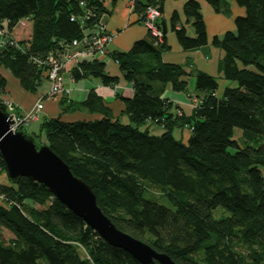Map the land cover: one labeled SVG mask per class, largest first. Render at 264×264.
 Returning <instances> with one entry per match:
<instances>
[{
	"label": "trees",
	"instance_id": "1",
	"mask_svg": "<svg viewBox=\"0 0 264 264\" xmlns=\"http://www.w3.org/2000/svg\"><path fill=\"white\" fill-rule=\"evenodd\" d=\"M204 1L214 12L230 15L225 1ZM233 1L244 15L234 18L233 32L211 41L222 51V78L236 83L221 97L214 76L164 62L170 49L166 35L159 40L147 30L128 51L109 53L119 76L99 61H82L71 70L75 82L88 79L112 89L121 79L129 84L130 98L115 93L127 124L90 90L81 102L58 98L60 115L82 111L99 118L65 122L59 115L39 118L36 133H28V125L19 128L41 144L43 138L92 189L117 229L175 264H264V0ZM164 2L133 0L132 11L143 23L146 9L156 8L161 30ZM104 12L99 0H0V30L8 33L0 44V67L35 94L49 82L48 57L63 53ZM182 15L192 36L177 12L168 20L179 47L206 46L199 3L186 1ZM5 86L0 76V94ZM168 86L195 99L189 114L163 97ZM183 129L189 132L185 142L175 136ZM217 208L229 214L215 218ZM2 230L11 237L4 239ZM0 264L140 263L104 242L47 188L26 178L10 181L0 159Z\"/></svg>",
	"mask_w": 264,
	"mask_h": 264
},
{
	"label": "crops",
	"instance_id": "2",
	"mask_svg": "<svg viewBox=\"0 0 264 264\" xmlns=\"http://www.w3.org/2000/svg\"><path fill=\"white\" fill-rule=\"evenodd\" d=\"M105 12L100 16V23L105 26L106 30L114 36L111 44L107 45L109 53L114 51L126 52L128 51L134 42L140 39H144L147 36V30L143 23L138 22V16L129 8L126 0H99ZM188 0H165L163 7V18L166 23V43L170 47L169 52H175L174 56H168L166 52L162 55V60L167 63L178 64L187 69L198 70L207 73L201 66H195L194 62H197L201 57L205 59L211 52V41L213 37L221 38L223 34L227 31L233 32V18L232 16H225L221 13H216L204 0H195L200 5V12L203 16V20L206 27V46L190 51H183L174 36L170 31L168 20L173 12H177L180 22L185 24V19L182 15V8L185 2ZM227 3L230 2V6L233 10H236L237 14L243 16L244 9H235L233 0H223ZM209 22V24H208ZM186 33L190 36L193 34L192 28L186 23L185 25ZM208 26H210V31L208 32ZM222 56V54H221ZM209 58H207L208 60ZM106 71L111 75H120L118 68L113 62L107 63L105 65ZM208 74V73H207ZM0 76L5 80L6 86L4 90L5 96H7L14 104V112L17 115H25L28 113L39 100L43 104L42 112L40 113V118H56L60 115V110L58 107V98L48 97L47 92L50 89V82L43 83L35 94H30L24 91L18 84V81L11 75V73L0 67ZM66 86H70L72 91L68 98L72 101L81 102L86 99L90 90L94 92L103 100L104 105H106L112 112L113 117L120 120L121 123L127 124L128 120L126 116L122 115L123 104L116 98V91L120 96L124 98H130L133 94L132 88L129 84L125 83L122 79L116 85L114 89L102 86L99 82L93 80H80L70 84L67 80L64 83ZM192 94V93H191ZM190 95V94H189ZM163 97L167 99L173 106H179L180 109L188 111L190 108V102H195L194 98L188 97V100H183L179 96L175 97L170 87L168 86L163 94ZM36 101V102H35ZM194 104V103H193ZM61 120L65 122H75V121H89L99 118L97 115H90L85 112H74L66 113L60 115ZM34 128L28 129V133H36L38 131L39 124L36 122L33 124ZM182 131L178 130L177 136H181ZM187 131V130H186ZM155 134H160L158 130L155 129ZM183 134V142L189 137V132Z\"/></svg>",
	"mask_w": 264,
	"mask_h": 264
},
{
	"label": "water",
	"instance_id": "3",
	"mask_svg": "<svg viewBox=\"0 0 264 264\" xmlns=\"http://www.w3.org/2000/svg\"><path fill=\"white\" fill-rule=\"evenodd\" d=\"M162 34L166 23L160 22ZM0 102V159L10 181L26 178L48 189L108 245L122 249L140 264H175L166 254L120 231L97 206L92 189L74 176L52 150L22 131H11L13 121Z\"/></svg>",
	"mask_w": 264,
	"mask_h": 264
},
{
	"label": "built area",
	"instance_id": "4",
	"mask_svg": "<svg viewBox=\"0 0 264 264\" xmlns=\"http://www.w3.org/2000/svg\"><path fill=\"white\" fill-rule=\"evenodd\" d=\"M129 8L133 10V0H126ZM90 15L86 13V17ZM159 17V12L154 7H148L145 12V19L143 22L146 30L158 38L162 37V32L155 25L156 19ZM7 29L4 27L0 30V44H3V38L8 37ZM113 35L109 33L105 26L98 21L90 29L83 31L80 39L73 40L64 46L63 53L59 56L50 55L47 60L48 80L50 82V89L47 92L48 97L60 98L62 95L69 96L72 88L66 86L65 80L70 84L74 83L71 76V70L79 65L82 61H99L104 63L112 62L109 58L107 49L108 43L111 41ZM0 102L6 107V112L10 115L13 124L11 130L19 129L22 125H28L31 122L38 121L39 114L43 109L41 100L25 115H17L14 112V104L6 96L0 94Z\"/></svg>",
	"mask_w": 264,
	"mask_h": 264
},
{
	"label": "rangeland",
	"instance_id": "5",
	"mask_svg": "<svg viewBox=\"0 0 264 264\" xmlns=\"http://www.w3.org/2000/svg\"><path fill=\"white\" fill-rule=\"evenodd\" d=\"M234 7H235V9H240L241 7H238L236 4H234ZM228 9H229V12H230V15H229V17L230 16H232V18H233V20H234V18L235 17H237V16H241V15H239V14H237L236 12V10H233L232 9V7L230 6V2H229V4H228ZM242 9V8H241ZM242 15H244V14H242ZM208 24H209V22H208ZM233 29H234V21H233ZM211 29H210V26H208V32H211L210 31ZM10 36H12V35H10ZM113 39H114V36L112 37V39H111V41L108 43L109 45L111 44V42L113 41ZM212 48H211V52L209 53V55H208V57L207 58H209L208 60H207V58L205 59L204 57H201V59H199L197 62H194L193 61V63L195 64V66H201L202 68H204L205 70H206V72L209 74V75H211V76H214L215 77V79H216V81H217V84H218V89H217V91H216V96L217 97H221L222 96V93H223V90L225 89V88H227V87H231V88H233V87H236V83L235 82H231V81H227V80H225V79H223L222 78V73H221V71H220V69H219V61H220V59L222 58V56H221V54H222V51L220 50V48H218V47H215V46H211ZM166 53H168L167 55L168 56H173V57H176V56H174V55H176V54H174L175 52H166ZM194 92V80H193V78L192 77H189L188 78V94H191V93H193ZM3 95V94H2ZM173 95L175 96V97H177V96H179L180 98H182L183 100L185 99V100H188V95L187 94H184V93H175V92H173ZM5 96V95H4ZM7 97V96H6ZM8 98V97H7ZM9 99V98H8ZM10 100V99H9ZM193 101H191L190 102V108H189V110L186 112V111H184L183 109H180V107H179V110L181 111L180 113H185V114H189L190 112H191V110H192V108H193ZM175 109V108H174ZM6 111V110H5ZM42 112V111H41ZM40 112V113H41ZM10 116V115H9ZM39 118H40V114H39ZM38 118V119H39ZM37 121H34V122H31V123H29L28 124V129H31L34 125V123H36ZM39 122V121H38ZM37 122V123H38ZM34 128V127H33ZM12 131V130H11ZM16 131H20V129H17V130H15V132ZM13 132V131H12ZM185 133V135L187 134V131L185 130V131H183L182 132V134H181V139L183 140V134ZM27 134V133H26ZM177 134L178 133H175V136H177ZM184 135V136H185ZM235 137L236 138H239L240 137V132L239 131H237L236 132V134H235ZM41 142H42V144H43V142H44V140H43V138L41 139ZM4 178H5V175H1V179L2 180H4ZM154 194L156 193L155 191L153 192ZM152 196H154V195H152ZM156 198H158L157 200L158 201H160V203L161 204H164V205H166V206H168V203L165 201V200H161V197H159V196H155ZM229 213L226 211V210H224V209H222V208H217L215 211H214V213H213V215H214V217L215 218H220V217H222V216H227ZM1 236L4 238V239H9L10 237H11V234L9 233V232H7V231H5V230H2L1 231Z\"/></svg>",
	"mask_w": 264,
	"mask_h": 264
},
{
	"label": "bare ground",
	"instance_id": "6",
	"mask_svg": "<svg viewBox=\"0 0 264 264\" xmlns=\"http://www.w3.org/2000/svg\"><path fill=\"white\" fill-rule=\"evenodd\" d=\"M61 100V99H60ZM64 101V100H63ZM71 101V100H70ZM36 102V101H35ZM59 102H61V101H59ZM75 103V102H74ZM60 104V103H59ZM59 107V106H58Z\"/></svg>",
	"mask_w": 264,
	"mask_h": 264
}]
</instances>
